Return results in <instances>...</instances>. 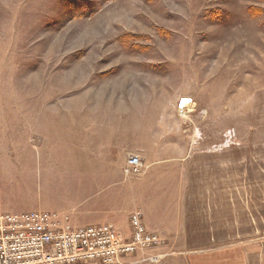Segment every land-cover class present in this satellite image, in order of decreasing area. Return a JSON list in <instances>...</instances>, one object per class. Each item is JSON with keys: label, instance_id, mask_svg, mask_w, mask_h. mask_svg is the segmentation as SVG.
Returning <instances> with one entry per match:
<instances>
[{"label": "rangeland", "instance_id": "rangeland-1", "mask_svg": "<svg viewBox=\"0 0 264 264\" xmlns=\"http://www.w3.org/2000/svg\"><path fill=\"white\" fill-rule=\"evenodd\" d=\"M109 203L178 224L164 264H264V0H0V208Z\"/></svg>", "mask_w": 264, "mask_h": 264}, {"label": "built area", "instance_id": "built-area-1", "mask_svg": "<svg viewBox=\"0 0 264 264\" xmlns=\"http://www.w3.org/2000/svg\"><path fill=\"white\" fill-rule=\"evenodd\" d=\"M190 101L181 99L183 114ZM144 168L142 157L131 154L124 171L137 175ZM130 226L126 235L113 224L74 226L68 217L53 212L0 208V264H131L128 259L137 253V264H164V241L146 228L140 210L131 214Z\"/></svg>", "mask_w": 264, "mask_h": 264}, {"label": "crops", "instance_id": "crops-1", "mask_svg": "<svg viewBox=\"0 0 264 264\" xmlns=\"http://www.w3.org/2000/svg\"><path fill=\"white\" fill-rule=\"evenodd\" d=\"M104 172H106V170ZM83 207H85L84 204H82V208ZM176 209H177L176 206H174V214H175ZM120 211H121V209H119L117 206H115L114 203H109L108 208L105 209V213H104V215H102V217L97 216V217H85L82 219H78L77 216L74 214L73 218H72V216L71 217L69 216V218L71 219V222L74 226H84L83 224H86V223H100V224H102L105 222L120 224V222H122V218H121L122 216H120V214H121ZM160 214H161L160 207H157L155 205H152L151 210L149 209V211L146 209L144 211V214H143V222H144L146 228L151 232H157L162 237V239L163 238H165V239L166 238L167 239L168 238L169 239L175 238L177 236V234H179L178 232L180 231L178 229V224L173 223L170 226L166 225V223H164V221H162V219L160 218ZM75 221H78V223ZM130 229H131V227H130ZM166 245L167 244H165L163 247L164 250L166 249Z\"/></svg>", "mask_w": 264, "mask_h": 264}, {"label": "bare ground", "instance_id": "bare-ground-1", "mask_svg": "<svg viewBox=\"0 0 264 264\" xmlns=\"http://www.w3.org/2000/svg\"><path fill=\"white\" fill-rule=\"evenodd\" d=\"M187 100V99H186Z\"/></svg>", "mask_w": 264, "mask_h": 264}]
</instances>
